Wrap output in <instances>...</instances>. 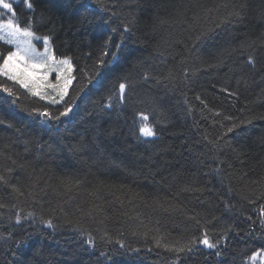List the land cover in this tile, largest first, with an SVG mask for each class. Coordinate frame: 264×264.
<instances>
[{
  "label": "trees",
  "instance_id": "1",
  "mask_svg": "<svg viewBox=\"0 0 264 264\" xmlns=\"http://www.w3.org/2000/svg\"><path fill=\"white\" fill-rule=\"evenodd\" d=\"M32 2L74 78L53 105L0 75V264H264V0Z\"/></svg>",
  "mask_w": 264,
  "mask_h": 264
},
{
  "label": "snow or ice",
  "instance_id": "2",
  "mask_svg": "<svg viewBox=\"0 0 264 264\" xmlns=\"http://www.w3.org/2000/svg\"><path fill=\"white\" fill-rule=\"evenodd\" d=\"M23 4L25 5L26 9L31 11L33 10V2L32 0H23ZM0 10H6L7 13H10L12 15V19H9L7 21V24L0 23V30H3L5 28L9 29V36L16 37L19 35H22L26 38V44L27 47H20L19 45L16 46V50L8 51L7 55H0V75L5 76L8 80H12L15 83L19 84L20 87L28 89L33 96H39L41 100H47L50 104H57L61 101H64L65 95L67 93V86L70 81L65 80L64 84L61 85L59 83L61 77L59 72H57V83L50 85L52 92L55 95L49 96L46 95L43 92H40L38 90L34 91L33 86H37V69L39 68H46L48 71H51L49 67V62L55 63V58L53 56H47V45H48V37L45 36L43 38V43L45 45V54L44 56H39V54L36 53L35 47L32 45L31 40L32 39H39L34 35V32L31 30V24H29L25 28H21L17 18H16V12L13 6V3L11 0H0ZM231 15H239L238 12L235 13H229V16ZM2 19V17H0ZM129 29L125 27L124 31L127 32ZM116 29H113V32H115ZM205 34L201 33L200 36H197V40H200L202 37H204ZM111 40V37L109 38ZM7 43L14 44L15 41L13 39H8ZM107 46V42H106ZM122 47V44H116V48L119 50ZM114 56L117 55V53H113ZM39 57V58H37ZM46 57V58H45ZM104 61L101 60L100 63H103ZM255 57L251 54L247 56V63L250 65H255ZM59 63L61 64H68L69 61L67 59L61 60ZM23 65V66H22ZM48 71H45L44 75L40 77V79L47 80L48 77ZM145 78L147 79V74L145 75ZM128 87L127 82H121L119 84V94L121 98V102H123L124 94L126 92V88ZM3 91L6 92L8 95H13V92L9 88H3ZM56 97H59L57 99ZM111 99V97H110ZM105 107H111V104L106 105ZM71 110V106L66 108L63 112L60 113V116H67L69 111ZM39 115L42 117H48L49 119H59V117L52 116L47 110L39 112ZM140 120L142 123V126L140 127V134L142 136H153L155 133L150 125H148L146 122L148 121V116L146 114L141 113L140 114ZM5 121L0 119V124H4ZM11 125H9L10 127ZM231 131V129H229ZM5 178L3 176H0V181L4 180ZM4 207L3 204H0V208ZM31 215V213L29 214ZM21 220V217L17 215L16 222L19 224ZM47 227H53L51 220L47 221ZM27 243V237L23 240L17 241V247H20L22 244ZM93 241L89 239V244H92ZM196 243L204 245L208 249H215L218 246L219 241L213 242L210 240L207 233L204 234L202 239L196 240L194 239L191 244L194 245ZM185 247H187L188 251L192 250L191 246H181L175 249L177 252H182L185 250ZM34 255H39V250H37ZM216 255L219 256L220 252L217 251Z\"/></svg>",
  "mask_w": 264,
  "mask_h": 264
},
{
  "label": "rangeland",
  "instance_id": "3",
  "mask_svg": "<svg viewBox=\"0 0 264 264\" xmlns=\"http://www.w3.org/2000/svg\"><path fill=\"white\" fill-rule=\"evenodd\" d=\"M18 1L19 0H11V2L13 3L14 9H15L14 3H16ZM15 12H16V10H15ZM0 17H2V19H0V23L5 24V25L7 24V21L9 19L13 18L10 13L6 12V10H0ZM21 28H23V27H21ZM9 31L10 30L7 28L0 30V43H3V44H5V46H7V47H5V46H2L0 44V55H7L8 51L16 50L17 45H19L20 47H27L26 38L24 36L19 35L16 37H11V36H9ZM34 35L39 38V39H32L31 40L32 45L36 49V53L34 54V56H36V54H39V56H44L45 45L43 43V38L46 35H37V34H34ZM8 39H13L15 41V43L14 44L7 43ZM47 56H53L55 58V63H52L51 61L49 62V67L53 70L48 71L46 68L37 69V86H33V90L34 91L38 90V91L43 92L49 96L55 95L52 92L50 85L57 83L56 77H57V72H59L60 77H61L59 83L61 85L64 84L65 80L70 81V83H68V86H67V92H68L69 87L71 86L73 78H74L73 64H72L71 58L69 56H63V57L56 56L52 50L49 37H48V45H47ZM37 58H39V57H37ZM64 59H67L69 61V63L68 64L59 63L61 60H64ZM0 62H2V60H0ZM45 71H48L47 80L40 79V77H42L44 75ZM26 90H28V89H26ZM56 98L59 99V97H56ZM256 263L257 262L254 260L253 264H256Z\"/></svg>",
  "mask_w": 264,
  "mask_h": 264
}]
</instances>
